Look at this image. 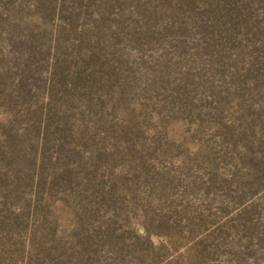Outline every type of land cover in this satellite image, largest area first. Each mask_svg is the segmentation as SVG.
<instances>
[{
    "label": "rangeland",
    "instance_id": "1",
    "mask_svg": "<svg viewBox=\"0 0 264 264\" xmlns=\"http://www.w3.org/2000/svg\"><path fill=\"white\" fill-rule=\"evenodd\" d=\"M0 264H264V0H0Z\"/></svg>",
    "mask_w": 264,
    "mask_h": 264
}]
</instances>
